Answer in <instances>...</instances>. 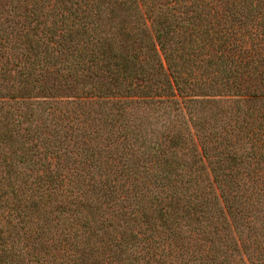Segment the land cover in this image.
I'll return each mask as SVG.
<instances>
[{
  "label": "trees",
  "instance_id": "1",
  "mask_svg": "<svg viewBox=\"0 0 264 264\" xmlns=\"http://www.w3.org/2000/svg\"><path fill=\"white\" fill-rule=\"evenodd\" d=\"M0 264H264V0H0Z\"/></svg>",
  "mask_w": 264,
  "mask_h": 264
}]
</instances>
